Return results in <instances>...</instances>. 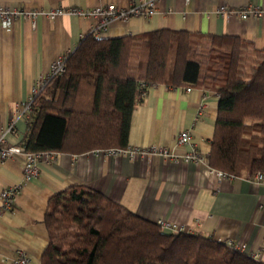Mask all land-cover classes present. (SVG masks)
Masks as SVG:
<instances>
[{
    "label": "trees",
    "instance_id": "16d2710c",
    "mask_svg": "<svg viewBox=\"0 0 264 264\" xmlns=\"http://www.w3.org/2000/svg\"><path fill=\"white\" fill-rule=\"evenodd\" d=\"M34 96L22 145L80 154L129 145L131 120L150 86L219 94L211 166L264 171V47L236 35L161 28L106 37L88 32ZM40 264H264L202 232L164 231L105 193L70 185L48 200Z\"/></svg>",
    "mask_w": 264,
    "mask_h": 264
},
{
    "label": "crops",
    "instance_id": "0c3cea01",
    "mask_svg": "<svg viewBox=\"0 0 264 264\" xmlns=\"http://www.w3.org/2000/svg\"><path fill=\"white\" fill-rule=\"evenodd\" d=\"M133 1L137 0H0V5L88 9L109 2L127 6ZM251 3L264 9V0H157V12L151 17L112 21L101 35L186 29L236 35L262 48L264 16L239 19L217 12L221 4ZM96 21L64 13L54 18L40 15L36 27L25 18L14 19L9 28L0 25V126L10 123L17 106L28 101L37 82L49 74L53 61L73 52ZM218 110L219 94L214 90L154 84L133 112L129 145H165L182 153L190 147L180 145L178 135L188 129L193 144L209 155ZM27 126L25 119L16 122L8 135L12 147L23 146ZM38 165L39 175L24 184L13 208L0 213V264H9L5 256L17 248L26 249L33 264L41 263L49 241L48 200L70 185L95 188L152 221L165 218L194 232L243 243L249 253H264V182L244 176L221 179L211 172L209 158L201 164L175 163L157 154L131 159L93 150L52 153ZM23 175L22 157L0 161V195L22 182Z\"/></svg>",
    "mask_w": 264,
    "mask_h": 264
},
{
    "label": "built area",
    "instance_id": "2783aa9c",
    "mask_svg": "<svg viewBox=\"0 0 264 264\" xmlns=\"http://www.w3.org/2000/svg\"><path fill=\"white\" fill-rule=\"evenodd\" d=\"M189 1V0H187ZM171 11V9H169ZM157 12V0H137L131 2L127 6L117 5L114 2L98 5L94 8L81 9L79 7L70 8H32L26 9L22 7H9L0 5V25L9 28L12 21L16 18H25L32 21L34 27L37 24L38 16H46L54 18L64 13L78 14L84 17L92 19H98L94 22L90 32L94 35H101L102 32L107 29L108 25L115 20L128 21L133 16H139L148 18ZM217 12L222 16L236 17L239 19H247L250 17H263L264 9L260 5L251 3L240 7H230L226 4H221L217 8ZM83 36V35H82ZM69 53L60 54L55 61H53L49 74L40 79L33 88L32 95L28 101L17 106L15 110V116L11 119L7 126H0V161L8 159L23 158L24 175L23 181L11 185L1 192V206L0 213L2 211L13 208L19 194L21 193L24 184L29 180L37 177L39 171V161L42 158L51 157L50 152L37 153L27 151L22 147H12L9 144L8 135L13 131L16 122L19 119H25L28 121L32 108V100L34 96L43 88L50 76L61 74L67 69V57ZM191 87H188L190 90ZM178 143L182 146H188L182 153H176L165 145H149L146 147L128 145L126 147H111L107 149H97L95 151H104L110 155L127 156L131 159L145 158L151 155H162L173 159L175 163H194L201 164L207 162L209 155L198 149L192 142V134L188 129H184L178 135ZM54 153V152H53ZM211 172L218 175L219 178H234L235 174L228 173L224 170L211 166ZM244 177L251 181L264 182V171H257L255 173L247 172ZM164 231L180 232V231H192L190 226L177 224L173 221H169L165 218L157 220ZM226 240L229 244L235 246L238 249L246 251V245L239 242H234L231 239H219ZM255 258L263 260V252H252ZM5 259L9 264H33V259L26 249L17 248L14 252L5 256Z\"/></svg>",
    "mask_w": 264,
    "mask_h": 264
},
{
    "label": "rangeland",
    "instance_id": "374dc122",
    "mask_svg": "<svg viewBox=\"0 0 264 264\" xmlns=\"http://www.w3.org/2000/svg\"><path fill=\"white\" fill-rule=\"evenodd\" d=\"M56 153V152H55Z\"/></svg>",
    "mask_w": 264,
    "mask_h": 264
}]
</instances>
